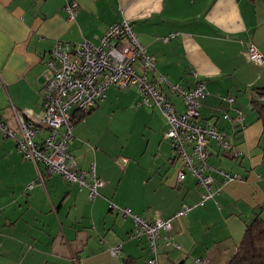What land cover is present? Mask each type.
Segmentation results:
<instances>
[{
    "label": "crops",
    "instance_id": "obj_1",
    "mask_svg": "<svg viewBox=\"0 0 264 264\" xmlns=\"http://www.w3.org/2000/svg\"><path fill=\"white\" fill-rule=\"evenodd\" d=\"M68 4L76 5L73 19ZM123 20L155 59L147 72L151 80L163 76L185 89L205 81L199 121L224 133L232 147L210 139L207 164L239 177L224 183L210 172L213 197L171 221L161 236L179 247L160 246L156 264H226L246 226L264 219V120L258 115L264 109V64L245 55L250 44L264 54V0H0V120L17 127L21 114L38 123L54 43H96ZM171 33L175 37L164 41ZM135 68L142 72L139 64ZM159 88L181 114V99L166 83ZM72 112L68 150L78 171L89 178L93 169L101 181L98 195L90 200L87 189L47 174L0 134V264H123L129 258L146 264V238H130L132 220L111 204L150 223L197 203L203 190L171 159L165 118L143 103L135 87H109L89 113ZM239 112L243 119L235 124ZM46 135L41 127L35 141ZM180 169L185 179L177 183ZM116 246L119 254H109Z\"/></svg>",
    "mask_w": 264,
    "mask_h": 264
},
{
    "label": "built area",
    "instance_id": "obj_2",
    "mask_svg": "<svg viewBox=\"0 0 264 264\" xmlns=\"http://www.w3.org/2000/svg\"><path fill=\"white\" fill-rule=\"evenodd\" d=\"M75 7V4L66 6L70 19L75 16ZM175 35L171 33L163 40L172 39ZM245 55L256 65L264 64V54L252 44L246 48ZM136 64L140 65L142 72H138ZM154 68V57L146 52L127 20L111 25L96 43L86 39L77 43L56 41L43 75V114L39 122L34 123L21 114L16 116L17 127L0 120V134L13 139L24 159L39 162L47 174H58L67 183L87 189L88 198L92 200L98 195L102 183L95 177L93 169L89 178L78 171L77 163L68 150L73 138L72 111L82 114L89 112L105 99L107 89L112 86L119 89L135 87L145 105L156 106L168 125L164 137L171 142V159L179 162L196 179L203 192L197 203L185 204L172 217L155 218L150 223L128 208L118 209L111 204V209L121 211L124 217L132 220L134 229L130 238H146L151 254L146 264L157 263L160 246L179 247L169 235L161 236V233L170 231L172 220L185 217L192 208L203 206L206 200L213 197L210 172L220 174L224 183L239 180L238 176L213 169L207 164L210 139L216 140L224 149L232 147L224 133L209 123L199 121L200 100L207 94L205 81L199 79L193 88L185 89L179 84L169 83L163 76L157 81L151 80L147 72ZM160 82L166 83L183 102L184 111L181 114L176 113L170 100L160 90ZM227 100L233 101L232 98ZM239 115L234 119L235 124L243 119L240 112ZM41 127L46 128L47 135L41 143H37L35 138ZM121 161L125 163L126 159ZM184 179L185 171L180 169L176 181L181 183ZM31 187L32 183L27 185L28 189ZM107 251L115 256L119 254L120 247H111ZM196 263L205 264L200 259Z\"/></svg>",
    "mask_w": 264,
    "mask_h": 264
},
{
    "label": "trees",
    "instance_id": "obj_3",
    "mask_svg": "<svg viewBox=\"0 0 264 264\" xmlns=\"http://www.w3.org/2000/svg\"><path fill=\"white\" fill-rule=\"evenodd\" d=\"M79 114L81 116L85 115L82 113ZM258 115L264 120V109L258 108ZM123 264H138V262L129 258L124 259ZM179 264L184 263L181 262ZM226 264H264V219L255 217L246 226L244 235L235 254Z\"/></svg>",
    "mask_w": 264,
    "mask_h": 264
}]
</instances>
